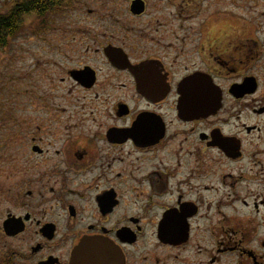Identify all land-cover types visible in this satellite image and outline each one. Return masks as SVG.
Here are the masks:
<instances>
[{
  "label": "flooded vegetation",
  "instance_id": "1",
  "mask_svg": "<svg viewBox=\"0 0 264 264\" xmlns=\"http://www.w3.org/2000/svg\"><path fill=\"white\" fill-rule=\"evenodd\" d=\"M31 1L0 18L51 54L48 136L0 143V264H71L79 245L80 264H264L261 19L230 0H41L21 20Z\"/></svg>",
  "mask_w": 264,
  "mask_h": 264
},
{
  "label": "rangeland",
  "instance_id": "2",
  "mask_svg": "<svg viewBox=\"0 0 264 264\" xmlns=\"http://www.w3.org/2000/svg\"><path fill=\"white\" fill-rule=\"evenodd\" d=\"M5 1L9 0H0V12L4 11ZM234 1L236 4L229 8L234 15L246 13L248 22L256 23L261 19L264 23V9L258 15L264 0L260 5L252 0H230V3ZM24 20L31 22V17L26 16ZM50 56L47 49L36 48V40L29 29L14 31L0 46V143L8 144L10 139H31L40 130L42 137L48 136L43 132L48 126L40 124L36 112L38 104L49 103L43 99L48 92L44 72L49 67ZM64 135L63 132L61 136Z\"/></svg>",
  "mask_w": 264,
  "mask_h": 264
},
{
  "label": "trees",
  "instance_id": "3",
  "mask_svg": "<svg viewBox=\"0 0 264 264\" xmlns=\"http://www.w3.org/2000/svg\"><path fill=\"white\" fill-rule=\"evenodd\" d=\"M41 0H32L31 2H26L27 5L23 6V13L21 15V20L27 16V12L33 11L37 8L38 3ZM31 3V4H30ZM20 19H15V14L9 15L6 19L0 18V45L5 43V40L14 32L16 24Z\"/></svg>",
  "mask_w": 264,
  "mask_h": 264
},
{
  "label": "water",
  "instance_id": "4",
  "mask_svg": "<svg viewBox=\"0 0 264 264\" xmlns=\"http://www.w3.org/2000/svg\"><path fill=\"white\" fill-rule=\"evenodd\" d=\"M82 248H83V246L79 245L75 249V253L73 254V261H72L71 264H80L81 263L80 257H81V254H82Z\"/></svg>",
  "mask_w": 264,
  "mask_h": 264
}]
</instances>
